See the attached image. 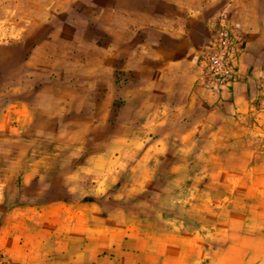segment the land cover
<instances>
[{"label": "crops", "instance_id": "obj_1", "mask_svg": "<svg viewBox=\"0 0 264 264\" xmlns=\"http://www.w3.org/2000/svg\"><path fill=\"white\" fill-rule=\"evenodd\" d=\"M223 4L246 49L238 81L216 92L198 66ZM119 7L108 59L128 86L116 122V106H44L62 91L51 39L22 87L6 86L17 41L0 50V264H264V0Z\"/></svg>", "mask_w": 264, "mask_h": 264}, {"label": "rangeland", "instance_id": "obj_2", "mask_svg": "<svg viewBox=\"0 0 264 264\" xmlns=\"http://www.w3.org/2000/svg\"><path fill=\"white\" fill-rule=\"evenodd\" d=\"M122 2L123 0H0V50L8 49L6 53L10 56L11 42L15 40L17 47L14 52L15 49L18 50L21 60L18 68H14L17 79L12 82L9 80L6 86H11L13 82L21 87L22 83L26 85L27 81L21 78L27 71L26 61L30 60L35 46L44 39H51L49 57L52 60L49 69L52 76L57 78L56 81L59 78L62 91L57 96L43 97L41 102L44 101V106H63V109L71 105L116 106L109 117L111 122H116L119 108L127 103L124 89L128 86V80L124 81L123 71L114 73L115 64L108 57L113 54V32L121 33L120 29L125 24V16L119 7ZM34 3L44 6L45 12L49 13L31 12ZM49 6L54 7L49 9ZM224 6L225 4L221 6L222 10L215 18L214 25L221 13L228 12L231 16L232 13ZM43 23L51 25L52 30L44 29L41 25ZM15 25H18V30L13 28ZM214 30L215 28L213 34ZM39 60L42 61V58L38 56L36 61ZM2 65L6 64H0L1 69ZM0 106H3L2 99ZM89 113L91 112L86 114ZM117 130L123 132L122 127H117ZM110 132L109 125L100 128L101 135H108ZM61 133L67 134L66 128Z\"/></svg>", "mask_w": 264, "mask_h": 264}, {"label": "built area", "instance_id": "obj_3", "mask_svg": "<svg viewBox=\"0 0 264 264\" xmlns=\"http://www.w3.org/2000/svg\"><path fill=\"white\" fill-rule=\"evenodd\" d=\"M214 28V34L199 60L198 81L212 91L221 92L239 79L238 63L246 49V40L237 31L228 12L220 14Z\"/></svg>", "mask_w": 264, "mask_h": 264}]
</instances>
